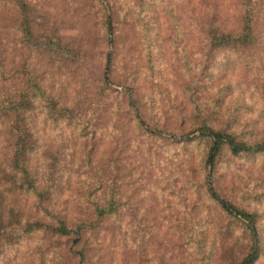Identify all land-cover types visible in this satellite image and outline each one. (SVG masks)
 Wrapping results in <instances>:
<instances>
[{
  "label": "rangeland",
  "instance_id": "374dc122",
  "mask_svg": "<svg viewBox=\"0 0 264 264\" xmlns=\"http://www.w3.org/2000/svg\"><path fill=\"white\" fill-rule=\"evenodd\" d=\"M26 1L52 39L25 38L0 0V88L27 73L45 95L16 112L0 92V264H232L251 233L209 185L256 214L264 264V146L223 143L210 165L203 133L264 140V0L249 17L246 0ZM11 123L30 133L27 175Z\"/></svg>",
  "mask_w": 264,
  "mask_h": 264
},
{
  "label": "trees",
  "instance_id": "16d2710c",
  "mask_svg": "<svg viewBox=\"0 0 264 264\" xmlns=\"http://www.w3.org/2000/svg\"><path fill=\"white\" fill-rule=\"evenodd\" d=\"M15 7H18L20 10V14L21 16L19 17V21H20V29L21 32L24 33V36H26L25 38H35L36 35H38V37H40V33L45 34L44 37V42L48 41L50 39H52V37L47 36L46 31L47 30H43L40 29L41 27H38V23H36L35 21L32 20V16L30 15L31 11H30V7L28 5V2L26 0H9ZM245 7H246V17L250 16L251 11H254V7L252 5V3H250V0H246L245 1ZM112 21L110 16H107V19L105 20V27L107 29V34L108 36L111 35L112 32V27H111ZM40 30V31H38ZM23 35V34H22ZM47 36V37H46ZM222 37L225 39H230L232 38V36L229 33H224L222 35ZM20 78L18 75V71L14 70L13 74H12V79H18ZM21 80H22V86L20 88H16L14 89V91H11V89H6L4 90V92L2 91V88H0V92L5 93L9 92V94L11 95V97L13 98L12 100L10 99V101H5L8 102L7 104L2 103L1 107H5L6 109H10L12 111H16L19 112L21 110L29 109V107H25L23 106L22 102H26L24 100H28V92L29 89H33L34 91V95L33 96H37V97H42L45 96L43 93V90H41V86H40V82H38L35 79H32V76H30L29 74H24L21 76ZM22 91V92H21ZM25 92V93H24ZM2 93H0V96L2 97ZM25 94V95H24ZM24 95V96H23ZM21 97L19 99V101H17V99ZM21 105V107H20ZM17 116V114L15 115ZM8 129H10V132H12L13 134L16 133V139L14 141V148H13V162L14 165H17L16 167L19 168L20 172L24 173L27 175L28 170H27V165L24 162L25 159V152H27V150H29L31 147L30 145V133L29 131H27L26 129H19L18 131H16V125L14 124H10V126L8 127ZM19 133V134H18ZM203 133L205 135H207L210 140L211 143L209 145V149H208V153H207V162L210 165H213L216 159V156L218 155L221 145L223 143L228 144V146L230 147V149L232 150V152H238V151H248V150H260L263 146H264V140L258 143H254V144H248L245 142H239L235 139V137L229 133L223 132L221 130H217V129H213V128H209V127H205ZM208 190L211 194V196L227 211L229 212H234L240 216H242L246 221H247V225H248V229L251 233V246L250 249L248 250V252L237 262H234L232 264H252L255 259L258 257L259 254V237H258V229L256 226V214L248 211L244 208L238 207L235 204H233L232 202H230L229 200L223 198L222 196H220V194L211 186H208ZM109 206L107 205H96L95 206V210H96V214L97 216H102L105 213L109 212ZM1 221V220H0ZM31 225V224H30ZM45 226V225H44ZM52 230L56 231L58 234H67L70 231H74V229L67 227L63 222H61L58 226H52L51 227ZM79 230V229H77ZM76 230V231H77ZM0 237L1 238H7V234L3 235L0 233ZM80 255L82 256V252L79 251Z\"/></svg>",
  "mask_w": 264,
  "mask_h": 264
}]
</instances>
